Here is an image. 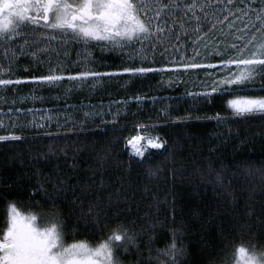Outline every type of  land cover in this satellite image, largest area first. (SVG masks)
Returning <instances> with one entry per match:
<instances>
[{
    "label": "trees",
    "instance_id": "1",
    "mask_svg": "<svg viewBox=\"0 0 264 264\" xmlns=\"http://www.w3.org/2000/svg\"><path fill=\"white\" fill-rule=\"evenodd\" d=\"M220 28L227 31L226 25H217L213 38L220 35ZM80 48L73 46L74 51ZM94 52L96 64L103 59L101 72L127 66L111 54ZM219 60L209 57V62ZM153 66L163 67L161 63ZM13 67L21 79L44 73L42 65L26 63L23 58ZM208 71L217 70L103 77L98 85L89 82L75 87L64 81L63 87L35 90L22 84L0 96V122L5 126L0 135L24 138L0 142V221L5 217L7 201H15L24 212H36L40 209L30 201L39 200L47 211L44 192L36 191L35 196L32 192L44 178L56 183L63 179L65 185L74 186L78 198L73 197V191L61 196L51 183H44V187L50 196L59 198L58 208L67 222L77 225L76 238L89 244L101 234L88 216L90 203L111 220L129 224L139 235L150 233L153 256L156 249L170 242L173 228H182L185 264H223V257L228 254L230 259L236 246L256 243L264 236V117L231 115L227 107V100L233 98L230 92L215 94L211 103L189 96L208 90L213 79L223 76L222 72L219 76L206 75ZM76 72L70 70L71 74ZM139 97L165 99L168 103L158 102L161 105L157 108L166 107V117L137 108ZM127 98L137 101L130 103V111L116 121L100 120L101 110L93 120V110L99 104ZM44 110L51 111V120L45 118ZM217 113L225 123L206 118ZM139 125L147 126L140 128L145 135L159 136L166 142L161 150H147L144 160L132 156L126 146ZM149 170L156 175L150 176ZM116 192L127 199L117 201L113 195L109 201V194ZM118 210L119 217L112 216ZM138 242L143 255L133 250L125 257V264H143L146 260L148 249ZM160 260L167 258L161 256Z\"/></svg>",
    "mask_w": 264,
    "mask_h": 264
},
{
    "label": "snow or ice",
    "instance_id": "2",
    "mask_svg": "<svg viewBox=\"0 0 264 264\" xmlns=\"http://www.w3.org/2000/svg\"><path fill=\"white\" fill-rule=\"evenodd\" d=\"M217 25H226L227 31L220 28V35L213 38L211 34L216 32ZM173 40L174 52L192 49L190 58L182 57L177 62L183 70H217L206 72L209 76L223 73L207 85L208 90L190 95L211 103L215 94L223 96L230 92L233 98L227 100V107L231 115L264 117V0H0V96L22 84L34 86L35 90L63 87L64 81L75 87L124 74L131 78L166 71L178 73L180 67H155L154 61L149 60L157 54V48L161 55L167 52L168 42ZM77 45L87 53L86 59L93 49H99L118 55L122 63H131L119 71L103 72L80 65L82 70L71 74L61 56ZM201 56L203 59L197 60ZM209 57L220 60L209 62ZM21 58L29 64L45 65L47 71L21 79L13 67ZM258 83L262 85L259 89L255 87ZM206 118L225 123L219 113ZM4 127L0 122V129ZM22 139L15 134L0 135V142ZM165 143L159 136L137 134L128 139L126 146L131 147L133 156L144 160L148 149H163ZM149 175L155 176L156 171L149 170ZM44 183H51L61 196L74 187L65 185L63 179L56 183L44 178L32 196L36 191L44 192L47 211L39 200L30 201L40 209L36 212H24L15 201L6 202L5 217L0 221V264H125L131 251L143 255L138 241L148 249L143 264H185L182 228H173L170 242L163 249H156L153 256L154 238L150 233L139 235L122 220L113 221L107 214L94 210L91 203L88 216L101 234L94 244L78 240L77 225L67 222L58 208L59 198L50 196ZM100 188H104L103 182ZM78 195L73 191V197ZM113 195L117 201L127 199L116 192L109 194V201ZM88 198L91 200V195ZM119 215V210L112 213L114 217ZM161 256L167 260L161 261ZM223 264H264V236L251 246H236L230 259L228 254L223 257Z\"/></svg>",
    "mask_w": 264,
    "mask_h": 264
},
{
    "label": "rangeland",
    "instance_id": "3",
    "mask_svg": "<svg viewBox=\"0 0 264 264\" xmlns=\"http://www.w3.org/2000/svg\"><path fill=\"white\" fill-rule=\"evenodd\" d=\"M237 3H239V0H237ZM177 23H179V21ZM178 30L179 29L177 28V31ZM173 44H175L174 40L168 42L169 50L167 52H164L163 55L160 54L161 49L157 48V50H156L157 54L155 56L149 57L150 61H154L153 65L156 63H161L163 65V67L166 69L167 68H176V67H180V69H183L181 66H178L179 64L177 62L182 57L190 58L192 56V49L188 48L187 52H185L183 49H180L179 51L174 52L172 49ZM96 50L98 51V54H101V55L111 54L114 57L120 58L118 55H116L114 53H111V52H103L102 53L99 49H96ZM94 53L95 52L93 49L91 51V56L86 59L85 57L87 56V53L82 48L74 51L73 46H72V47H69L67 55L61 56V59L64 61L66 67L70 66V70L80 71V70H82L80 65H87V66L93 68L94 70L99 71L100 67L101 68L104 67L103 62H102L103 59H101L99 61V63L96 64L95 63L96 60L94 58L95 57ZM130 63L131 62H125V64L127 66H129ZM173 66H176V67H173ZM41 71L42 72L47 71L45 65H42ZM124 75H128V74H124ZM89 79H93V78H89ZM98 84H100V81L98 83H95V85H98ZM189 96H192V95H189ZM137 100H138L137 108H140V107L143 109L146 108V110H144V111H147L149 113V115H152V114L156 115L157 113H160L161 115L163 114V116L166 117L165 113L169 112L168 110L166 112V110H165L166 107L157 108L158 105H161V104H158V102L161 103L164 101L163 103H168L165 99L164 100H157L156 98H151V97H149V98L139 97V99L137 98ZM137 100H131L130 101V99L127 98L124 100H119V99L113 100L104 106L99 104V107L97 109L93 110V113H94L93 120H96L95 116H96L98 110H101V112H102L101 117L102 118H100V120L105 121L109 118L108 119V120H110L109 122H112V121L114 122L118 119V117L120 115H124V114L128 113V111H130V109H131V107L129 106L130 103L135 102ZM145 103H149L148 108L146 106L142 107L143 105H145ZM50 113H51V111L49 112L47 110H44L43 115L45 116L46 119L51 120L50 117H52L53 115H51ZM54 117H55V114H54ZM88 117H89V113L86 114V118H88ZM113 117H115V120H113ZM71 119H72V117H71ZM59 120H63V119L58 118L57 121H59ZM142 134H144V133H142ZM146 137H149V136L146 135Z\"/></svg>",
    "mask_w": 264,
    "mask_h": 264
},
{
    "label": "bare ground",
    "instance_id": "4",
    "mask_svg": "<svg viewBox=\"0 0 264 264\" xmlns=\"http://www.w3.org/2000/svg\"><path fill=\"white\" fill-rule=\"evenodd\" d=\"M137 128H138V132H137V134H139V135H142V136H145L146 137V135H144V134H142V132L140 131V127L139 126H137ZM136 134V135H137ZM129 139V138H128ZM128 139H127V141H128ZM128 150H129V152H130V154L132 155V149H131V147L130 146H128ZM148 150H161V149H148ZM133 156V155H132ZM135 157V156H134Z\"/></svg>",
    "mask_w": 264,
    "mask_h": 264
},
{
    "label": "flooded vegetation",
    "instance_id": "5",
    "mask_svg": "<svg viewBox=\"0 0 264 264\" xmlns=\"http://www.w3.org/2000/svg\"><path fill=\"white\" fill-rule=\"evenodd\" d=\"M78 46V45H77Z\"/></svg>",
    "mask_w": 264,
    "mask_h": 264
}]
</instances>
